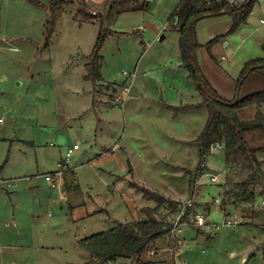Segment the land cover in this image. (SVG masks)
Instances as JSON below:
<instances>
[{"label":"rangeland","instance_id":"374dc122","mask_svg":"<svg viewBox=\"0 0 264 264\" xmlns=\"http://www.w3.org/2000/svg\"><path fill=\"white\" fill-rule=\"evenodd\" d=\"M39 1L41 5L30 0H0V118L4 121L0 123V176L16 181L11 188L0 184V264H86L91 256L79 241L114 227V220L103 210L86 220L77 214L85 206L93 210L99 205L107 207L113 219L133 220L136 214L128 203L133 200L141 216L140 210L154 202L136 190V183L168 197L193 199L192 223L199 212L208 216L218 198L219 214L215 212L212 219L219 220L221 211L226 209L245 214L233 205H224V193L234 187L231 184L240 176L227 173L226 150L218 146L222 144L212 146L203 164L204 174L222 172V183L206 176L196 185L201 167L196 140L208 120L205 108L187 113L175 124L174 119L168 118L167 108L161 111L162 122L175 126L178 123L187 143L164 139L160 142L162 146L152 149L150 140L143 145L134 139L139 134H148L147 131L142 134L146 120L153 108L164 102L161 98L156 103V96L175 94L184 103L192 101L193 94L201 97L193 77L182 65L179 31L173 29L172 17L182 0L62 3V13L51 27L48 42L49 6L53 0ZM232 26L231 16L223 14L199 20L195 29L196 40L202 45L195 52L197 63L225 98L232 96L231 90L239 96L264 90V68L237 88L245 63L264 57V0H255L246 22L229 33ZM101 31L107 34L100 52L104 63L102 80L95 82L87 79L86 65ZM161 35H165L162 41ZM216 37L220 41L208 47L209 41ZM136 70L138 77L132 83L133 78L124 73ZM145 82H152L155 88V93L148 96L154 102L138 93L142 90L147 97L145 89L131 88ZM130 83L132 99L126 101L124 113L113 100L119 90L116 87ZM164 84L167 89L161 87ZM101 111L105 120L100 125L103 130L98 128ZM257 111L255 105L241 109L239 115L242 119H254ZM255 132L247 133L250 144L264 146V131ZM80 133H91L95 141L93 148L89 147L92 153L83 155L82 151H76L71 169L60 174L53 186L45 175L59 169L58 162L65 157L64 148L73 146ZM113 133L128 135L129 149L133 151L132 171L129 168L123 174L118 161L91 166L102 146L114 143V137L109 135ZM87 145L84 139L82 150ZM259 156L264 163V151ZM147 159L151 161L146 163ZM178 166L182 168L177 172L171 168ZM153 168L155 172L151 171ZM263 201L254 213L255 219L242 226L248 232L242 236L237 234L241 227H227L211 233L215 236L211 239L201 234L195 242L196 229L184 226L177 238L166 235L160 246H153L151 250L156 254L149 250L141 259L118 258L103 264H175L170 253L161 250L167 246L175 249L173 242L183 239L184 233L189 244L181 246L186 264L196 260L199 264H264V246L257 250V260L238 254L245 248V241L264 235V223L256 219L258 214L264 215ZM168 207L162 213H169ZM174 217L168 216V221ZM217 236L223 240L216 243Z\"/></svg>","mask_w":264,"mask_h":264},{"label":"trees","instance_id":"16d2710c","mask_svg":"<svg viewBox=\"0 0 264 264\" xmlns=\"http://www.w3.org/2000/svg\"><path fill=\"white\" fill-rule=\"evenodd\" d=\"M30 1L41 5L38 0ZM254 1L246 0L233 6L228 0H182L172 17L173 20L177 18V22L175 24L173 22V29L179 31L182 65L193 77L202 97L200 103L192 105L205 108L208 112L205 128L196 140L201 160L198 172L204 169L203 164L212 151V146L217 143L222 144V148L226 150L227 173L240 176L237 182L231 184L234 187L224 193V205H233L236 209L244 211V215H254L264 200V163L259 156L260 152L264 151V146L253 147L247 138L248 132L264 131V90L251 95H240L238 99L236 94L232 100L222 97L205 77L197 63L195 52L202 45L196 40L195 29L196 22L201 19L229 14L233 23L229 33H232L246 22ZM68 2H73V0H53L51 2L47 42L50 38L51 27L62 13V3ZM103 32H100L97 44L90 56L91 60L86 65L87 79L95 82L102 80L101 68L104 58L100 52L107 35ZM219 41V37L212 38L207 46L211 47ZM263 68L264 57L246 62L237 80V88L241 87L243 81L252 74ZM255 105L258 111L254 119L240 117L241 109ZM134 187L146 200L153 201L154 205L142 208L140 210L142 215L138 219L131 222H120L108 230L81 239L80 246L91 256L86 264H103L118 258L141 259L158 241L171 234L172 223L167 217L179 213L180 208L176 201L137 183ZM165 206H169V213H162ZM187 211L189 212L187 221L190 226L194 227L190 221V214L194 212H191V208ZM195 227L201 232L199 227Z\"/></svg>","mask_w":264,"mask_h":264},{"label":"crops","instance_id":"0c3cea01","mask_svg":"<svg viewBox=\"0 0 264 264\" xmlns=\"http://www.w3.org/2000/svg\"><path fill=\"white\" fill-rule=\"evenodd\" d=\"M39 1V0H38ZM31 2V1H30ZM41 2V1H40ZM35 4V3H34ZM38 5V4H37ZM8 23H10V22H8ZM165 38V37H164ZM179 39V38H178ZM179 53H180V48H179ZM181 58H182V56H181ZM182 60V59H181ZM137 72V73H136ZM136 75H135V77L133 78V80H132V83H133V81L136 79V77H138V70H136L135 72H134ZM124 84V83H123ZM123 84H121L120 86H118V87H116V88H119V90L121 89L120 87L123 85ZM131 86H132V84H131ZM161 87H163V88H166L167 89V87H166V84H164L163 86H161ZM132 88V90H134L135 88L136 89H145V92L144 93H146V94H148L147 95V97L146 96H144V94H143V92H142V90H139L138 91V93L140 92V95L145 99V98H147L149 101H151V102H154L155 101V99L154 98H152V97H148V96H150L153 92L155 93V88H154V86H153V84H152V82L151 83H149V84H147L146 82L143 84V85H141V86H139L138 88L137 87H131ZM174 89H176V88H174ZM234 89H236V88H234ZM150 91V93H148L149 91ZM133 92V91H132ZM231 93H232V96H230L229 98H226V99H229V100H232L233 98H234V96L236 95V94H234V92H233V90H231ZM132 95V94H131ZM196 96H198V95H196ZM194 94L192 95V101H189V102H186V103H184V101L182 100V98H179V101L177 100V96L175 95V94H173V95H168V96H161V97H159V96H156V98H157V102L156 103H159L160 101V99L162 98V100L164 101V102H161V103H163L161 106H159L158 108H153L154 109V111L153 112H151L152 114H150L149 116H148V118H147V120H146V125L144 126V128L142 129V134H144V132L145 131H147L148 132V134H144V135H141V134H139V136H137V137H134V139H135V141H138V142H141V144H145L146 143V141L147 140H150L149 141V143L151 144V148L153 149V148H156V147H160V146H162L161 145V143L160 142H164V139H166V140H179V141H184V142H186L185 140H183L186 136L183 134L184 133V130L182 129L181 131H180V128H178V123H177V125L175 126V125H171L169 122H167V123H169V124H166V122L165 123H163L162 122V120L163 119H160V117H161V111H165V108H167V110H168V118H171V119H174V124H175V122H178V120H180V117H183L184 115H186L187 116V113H190V112H192L193 110H195V109H199V110H201L200 108H202V107H198V106H193L192 104H198V103H200L201 102V97H199L198 96V98L197 99H195V97H196ZM132 98H128V100H127V103H129L130 102V100H131ZM95 102V101H94ZM125 107H126V105L122 108V110L124 111V113H126L125 111H126V109H125ZM128 107V106H127ZM150 108H151V106H150ZM98 116H99V118H98V120H99V126H98V128L100 127V125H102V124H104V122H105V120H103V118H102V116H103V112L101 111L99 114H98ZM207 117H208V114H207ZM183 119V118H182ZM181 119V120H182ZM4 122V121H3ZM3 122H0V123H3ZM102 130H103V128L102 127H100ZM171 129H173V132H172V134H171ZM166 133H165V132ZM109 135H111V136H113L114 137V143L113 144H110V145H103L102 146V148H101V150H100V154H97L96 156V159H92L91 160V166H97V165H108V164H110V163H112V162H115V161H118V164H119V167H120V170H121V172L124 174V173H126L127 172V170L129 169V168H131V167H134V164H133V162H132V158H131V154H132V152L133 151H130V142H129V137H128V135H125L124 136V134L122 135L121 134V136H120V134H116V133H113V134H109ZM200 135V134H199ZM199 135H197V136H199ZM79 138H78V141L77 142H75L74 144H80L81 145V143H82V141H84V139L86 140V142H88V145H87V147H85L83 150H82V148L80 149V150H77V151H82L83 153V155L84 154H90V153H92L90 150H89V147H92L93 148V146H94V144H95V141H93V139H91V133H87V134H82V133H80L79 134V136H78ZM194 140V139H193ZM192 140V141H193ZM191 141V142H192ZM117 143H119L120 144V147L118 148V149H116L115 151H112V148L115 146V144H117ZM187 143V142H186ZM193 143V142H192ZM97 144V143H96ZM167 144V143H166ZM54 145V144H53ZM53 145H51V146H53ZM68 147V146H67ZM82 147V146H81ZM144 148H145V146H144ZM214 148V147H213ZM222 148V147H221ZM65 149H66V147L64 148V153H65ZM214 150V149H213ZM149 151V150H148ZM76 152V151H75ZM122 152H123V154L125 153V156H127V159L125 160V156L122 154ZM146 153V152H145ZM75 155V154H74ZM73 155V156H74ZM93 155H94V152H93ZM146 156H147V153L145 154V156H144V158L146 159ZM157 158H159V156L157 157ZM145 161H147L146 163H148L149 161H151L150 159H147V160H145ZM152 162H154V160H152ZM59 163V162H58ZM136 165V164H135ZM171 166H174V165H171ZM70 167V166H69ZM117 166H115V168H116ZM172 168V170L174 171V172H177L178 171V169H180V168H182V167H171ZM69 169H71V168H69ZM69 169H68V171H69ZM114 169V168H113ZM186 170V169H185ZM67 171V172H68ZM130 171H132V168H131V170ZM151 171H153V172H155L156 170L153 168ZM204 172V170H202V171H200V172H198L197 171V173L199 174L198 175V177H197V179H196V185H200L201 184V182L203 181V179H204V177H206V176H209L210 178H211V175H220L222 172H219V173H215V174H204L203 173ZM66 173V172H65ZM1 177V176H0ZM2 178V177H1ZM3 180H7V179H4V178H2ZM121 179H125V178H121ZM12 180V179H11ZM125 180H127V179H125ZM47 181V180H46ZM14 182H16V181H14ZM50 183V182H49ZM1 185H3V186H5V184L4 183H0ZM53 186H54V184H52ZM197 190H198V188H197ZM172 199H174V200H176V201H179V200H181V199H189V198H179V199H177V198H174V197H171ZM128 203H129V206L131 207V209H133V211H134V213L136 214V218H134L133 220H135V219H137V218H139V213L137 212V209H136V207H137V205H136V202H134L133 200L132 201H130L129 202V200H128ZM217 206H219V205H217ZM217 206L216 205H212V207H211V210L209 211V220H214V219H212V216H213V214H215V212H217L218 214H219V211H217ZM97 208H94L93 210L92 209H90L89 208V206H85V208L84 209H81V211L77 214V216L78 217H80L81 219H84V220H86V219H88L89 217H91L92 215H94V213H96V212H98V211H101V210H103V211H106V213L108 214V216L112 219V220H114V226H116L118 223H120V222H123V223H125V222H131V221H133V220H126V221H120V220H116V219H113L112 217H111V215L109 214V212H108V209H107V207L106 208H104V207H102V206H96ZM220 210V209H219ZM222 210V209H221ZM225 211H227V209L225 210ZM221 212H223V211H221ZM228 212H231V213H233L232 211H228ZM237 213H239L240 215H243L244 217H245V222L244 223H242V225H240V226H237V227H232V228H242V226L243 225H247L246 223H249L248 221H253L254 219H255V215H244L243 213L241 214L240 212H238L237 211ZM256 219L258 220H262L263 222L261 223V224H263L264 223V215H259L258 214V216H256ZM220 220V219H219ZM219 220H214V221H219ZM184 226H182L181 228H182V230H181V232L183 231V228ZM187 227H189V228H195L196 229V231H197V238L195 239L196 241L195 242H198V240H199V236L201 235V234H206L207 235V237L206 238H208V239H211V237H215L214 235L213 236H211V233H213V232H211V233H208V232H205L204 230H201V232L200 231H198V229L196 228V227H192V226H189V225H187ZM248 232L247 231H245L243 228L242 229H240L239 230V232L237 233V234H239L240 236H242L243 234H247ZM216 235V234H215ZM183 239H176L174 242H173V244H174V246H175V249H173V248H171V247H166L164 250H161L162 252H164L165 253V251H166V253L167 252H169L170 253V256H171V260L173 259L174 260V263L175 264H186V261H185V258H184V256H183V246H189V244H187V239H185V233L183 234ZM194 240V239H193ZM223 240V237H220L219 238V236H217V238H216V240H215V242L216 243H218V242H220V241H222ZM246 243H245V248L243 249V247H242V250L241 251H243V252H241V251H239V256L240 257H243L244 258V256H248V257H250L251 258V260H257V250L259 249V248H261V247H263L264 246V235L263 236H259V237H257V235H255L254 237H253V240H247V241H245ZM161 243H162V241L160 240V241H158L156 244H157V246H160L161 245ZM244 245V244H243ZM156 246V245H155ZM182 246V247H181ZM206 249H203V251H205ZM196 253H198V251H196V252H194L192 255H195ZM236 256V255H235ZM182 261H184V262H182ZM247 261V258L245 259V262ZM246 263H249V261L248 262H246ZM250 263H252V262H250ZM254 263H258V264H262L261 262H254ZM263 263H264V260H263ZM193 264H199L198 263V261L196 260V261H194V263Z\"/></svg>","mask_w":264,"mask_h":264},{"label":"built area","instance_id":"2783aa9c","mask_svg":"<svg viewBox=\"0 0 264 264\" xmlns=\"http://www.w3.org/2000/svg\"><path fill=\"white\" fill-rule=\"evenodd\" d=\"M228 2L236 6L241 2V0H228ZM223 59H226L225 56L222 57ZM124 75L129 77L134 78L135 73H124ZM131 83L129 85H125L123 87H120L121 90L116 93L113 104H115L118 107L123 108L126 105V101L128 100L129 97V92ZM0 122H3V119L0 118ZM219 147H222L221 145H218ZM120 147V144L117 143L115 146L112 148V151H115ZM81 145L80 144H74L73 146H68V148L65 149V157L59 162L58 164V170L54 171L53 174H46L45 179L48 182H51L52 184L55 185V179L58 178L60 174H62L64 171L69 169L70 163L72 161L73 155L76 153L75 151L80 150ZM211 180L214 182H221L220 180V175H211ZM15 180L7 179L3 180L0 177V183H5L8 185L10 188L15 186ZM194 200L189 198V199H181L178 201V208H180L179 213L175 215V217L171 220L172 223V232H171V237L172 238H177L179 233L182 230V226H187L190 225V223L187 221V218H189V212L187 211L188 208H193L194 207ZM221 200L218 198L216 199V205H220ZM264 204V201H263ZM223 211V210H222ZM222 216L219 221H214V220H209V215L207 216L206 213L204 212H199L195 215V220L191 224L196 225L199 227L201 230H204L205 232L211 233V232H218L222 230L223 228L227 227H237L242 225V223L245 222V217L243 215H240L239 213H231L228 211H223ZM194 214H190V221L191 218L193 217ZM151 254H156L155 250L150 251ZM184 262V261H182Z\"/></svg>","mask_w":264,"mask_h":264},{"label":"water","instance_id":"95a60500","mask_svg":"<svg viewBox=\"0 0 264 264\" xmlns=\"http://www.w3.org/2000/svg\"><path fill=\"white\" fill-rule=\"evenodd\" d=\"M177 22V18L176 19H174V24ZM164 37H165V35H161L160 37H159V40L160 41H162L163 39H164ZM264 46V45H263ZM239 98V93L237 94V99Z\"/></svg>","mask_w":264,"mask_h":264}]
</instances>
